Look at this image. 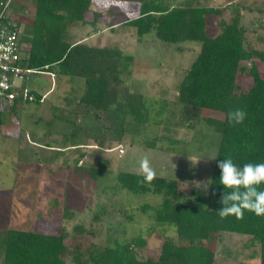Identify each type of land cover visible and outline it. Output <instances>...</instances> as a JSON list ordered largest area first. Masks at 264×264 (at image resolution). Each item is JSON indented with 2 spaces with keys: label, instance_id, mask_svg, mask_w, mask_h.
<instances>
[{
  "label": "rangeland",
  "instance_id": "1",
  "mask_svg": "<svg viewBox=\"0 0 264 264\" xmlns=\"http://www.w3.org/2000/svg\"><path fill=\"white\" fill-rule=\"evenodd\" d=\"M8 1L5 11L12 21L19 22L21 28L33 23L35 0ZM188 2L196 7L223 9L221 15L207 17L208 36L220 32L221 20L231 21L229 7L243 6L245 47L264 52V0L167 1L171 6ZM107 3L93 0L88 11L90 19L103 17L94 27L100 32L95 33L90 24L74 25L68 28L65 39L78 43L84 32L97 34L85 43L87 47L103 46L130 55L131 60L125 62L126 72L120 74L121 82L113 86L117 100L109 110L82 112L85 107L78 106L77 100L84 89L80 91L76 84L84 80L39 72L26 75L22 85L42 94L51 88L44 102L37 105L20 101L16 113L6 109L5 117L9 118H2L0 264L7 230L57 234L60 228L67 233L65 243L71 251H83L90 244L113 247L132 243L138 258L156 259L164 237L178 241L176 230L174 226L159 225L150 212L142 213L139 208L145 204L158 206L162 196L136 195L116 186L119 172L139 174V160L144 156L151 161L156 176L178 180L181 203L195 202L197 195L207 194L198 185L211 180L219 136L205 125L199 109L180 104L176 98L200 43H166L154 31L139 38L134 28L123 25L137 16L136 6L129 3L126 10H120L106 7ZM110 24L114 32L108 28ZM22 44L29 49V45ZM254 62L264 79V64L258 59ZM242 65L249 68L250 62ZM237 82L245 89L251 86V79L244 74ZM78 142L93 148L74 147ZM119 145L124 148L123 154L118 152ZM98 160L107 165L96 179L74 168L76 163L89 166ZM127 215L131 221H126ZM79 225L80 231L76 229ZM248 243L246 236L234 233L216 236L211 243L216 264H259V248H249ZM64 260L65 264H74L70 254Z\"/></svg>",
  "mask_w": 264,
  "mask_h": 264
},
{
  "label": "trees",
  "instance_id": "2",
  "mask_svg": "<svg viewBox=\"0 0 264 264\" xmlns=\"http://www.w3.org/2000/svg\"><path fill=\"white\" fill-rule=\"evenodd\" d=\"M7 1L0 0V11ZM167 1L129 0L136 6L138 14L123 25L134 28L139 38L154 31L157 38L166 43H200V51L186 71L176 98L180 104L199 109L205 125L218 133L210 187L206 196L197 195L195 202L181 203L176 179L156 176L151 183H142L143 178L138 173L119 172L116 186L136 195H161L162 201L158 206L145 204L139 210L150 212L159 225L174 226L178 241L164 237L156 259H141L132 243H117L113 247L90 244L83 251H71L65 243L67 233L61 228L57 234L7 230L4 232L2 264H65L64 256L67 254L71 255L74 264H216V253L211 243L216 236L226 232L246 236L249 248H259V264H264V216L257 217L245 211L242 219L230 216L221 220L217 212L223 193L218 162L231 157L238 167L246 163H264V79L254 62L258 59L264 64V52L245 47L246 27L241 19L243 6L229 7L231 21L221 20L220 32L208 36L205 30L207 17L219 16L223 9L196 7L191 2L171 6ZM35 2L31 25L21 28L19 22H12L20 30L22 42L29 45L25 66L38 73L83 79L85 90L77 103L85 107L82 112L108 111L117 100L112 94L113 86L121 82L120 74L126 72L125 62L131 60L130 55L123 56L121 51L112 48L87 47L84 43L65 39L70 26L90 24L94 28L103 19L101 16L94 20L88 18L93 0ZM108 28L114 32L113 24ZM100 31L95 29V33ZM110 51L114 53L110 54ZM248 61L250 67L246 68L242 64ZM240 74L251 79L249 88L245 89L237 82ZM28 94L34 100H26L25 103L41 104L40 94L33 90ZM20 101L16 100L8 112L16 113ZM6 109L0 107V126L8 114ZM235 109H242L247 115L242 124L232 126L227 114ZM56 119L61 118L57 116ZM98 145L103 147V142ZM106 165V161L98 160L96 165L76 163L74 168L93 180L106 169ZM258 190L264 191V185H260ZM65 206L66 203L64 209ZM129 215L126 221H131ZM76 229L80 231L82 227L79 225Z\"/></svg>",
  "mask_w": 264,
  "mask_h": 264
},
{
  "label": "clouds",
  "instance_id": "3",
  "mask_svg": "<svg viewBox=\"0 0 264 264\" xmlns=\"http://www.w3.org/2000/svg\"><path fill=\"white\" fill-rule=\"evenodd\" d=\"M128 5L129 0H108L105 6H116L120 10H126ZM246 115L242 109L229 111L228 122L232 126L242 124ZM217 168L220 172L219 182L223 187L219 201L221 207L217 210L219 218L224 220L234 216L242 219L245 211L257 217L264 216V191L258 190L260 185H264V163H246L238 167L232 158L228 157L221 159ZM138 170L143 178L142 183H151L156 177V171L147 156L139 160ZM198 186L207 193L210 181L202 182Z\"/></svg>",
  "mask_w": 264,
  "mask_h": 264
},
{
  "label": "built area",
  "instance_id": "4",
  "mask_svg": "<svg viewBox=\"0 0 264 264\" xmlns=\"http://www.w3.org/2000/svg\"><path fill=\"white\" fill-rule=\"evenodd\" d=\"M8 2L0 11V107L7 109L16 100L29 102L34 100V97L28 94L29 89L22 85V80L26 75L38 73L24 64L29 49L23 47L21 32L13 26L14 21L6 15ZM118 152L124 153L122 145H119Z\"/></svg>",
  "mask_w": 264,
  "mask_h": 264
},
{
  "label": "crops",
  "instance_id": "5",
  "mask_svg": "<svg viewBox=\"0 0 264 264\" xmlns=\"http://www.w3.org/2000/svg\"><path fill=\"white\" fill-rule=\"evenodd\" d=\"M89 24H86V26H88ZM102 33V32H101ZM98 34H100V33H98ZM95 36H97V34H86L85 32L84 33H82V36L80 37V38H78L76 41L78 42V43H87L88 41H90V40H92ZM93 48H94V46H92ZM97 48V47H96ZM98 48H103V46H99ZM83 80V79H82ZM84 84V82L83 83H77L76 85L78 86V88H80V91H82L81 89H84L85 90V85H83ZM28 88V87H27ZM29 89V88H28ZM29 90H31V89H29ZM32 90H34L35 92H37L38 94H40L41 96H42V101H41V103H43L44 102V98H45V96L47 95V97H48V95L50 94V92H51V88L47 91V92H45V93H40L39 91H37V89H33L32 88ZM84 90H83V92H84ZM61 99V101H62V99L63 98H60ZM79 99V98H78ZM78 101V100H77ZM77 103V102H76ZM76 145L77 146H79V147H91V148H93V146H90V144H87V143H84V142H78V143H76V144H74L73 146L74 147H76ZM68 148H72V146H70V147H68ZM65 149H66V147H65ZM64 148H61L60 150H65ZM107 149V148H106ZM107 151V150H106Z\"/></svg>",
  "mask_w": 264,
  "mask_h": 264
}]
</instances>
